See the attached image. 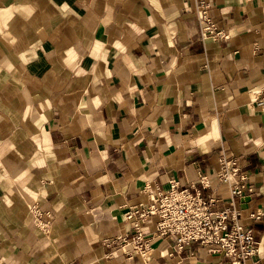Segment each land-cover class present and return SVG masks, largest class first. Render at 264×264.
Segmentation results:
<instances>
[{
  "label": "crops",
  "instance_id": "0c3cea01",
  "mask_svg": "<svg viewBox=\"0 0 264 264\" xmlns=\"http://www.w3.org/2000/svg\"><path fill=\"white\" fill-rule=\"evenodd\" d=\"M209 1L226 39L195 0H0V264H231L170 235L126 253V205L171 181L233 203L264 264V0ZM223 155L252 192L231 197Z\"/></svg>",
  "mask_w": 264,
  "mask_h": 264
},
{
  "label": "built area",
  "instance_id": "2783aa9c",
  "mask_svg": "<svg viewBox=\"0 0 264 264\" xmlns=\"http://www.w3.org/2000/svg\"><path fill=\"white\" fill-rule=\"evenodd\" d=\"M196 1V17L202 38L215 40L228 38L229 34L219 28L208 15L209 0ZM254 108L264 113V87L253 99ZM218 178L229 185L231 197H240L252 192L254 187L246 173H241V164L237 157L223 155L220 160ZM202 185L204 180L200 179ZM190 190L179 187L177 181H171L147 202L127 204L124 217L131 225L129 235L117 237L128 254L135 252L143 259L149 255L151 240L156 236H173L169 254L178 253L184 246L197 242L211 253L222 254L231 264H244L258 250V240L252 226L242 222L240 210L232 203L228 207L213 209L212 198L204 197L198 188ZM36 223L43 229V213L32 207ZM252 216H255L252 213ZM96 264V263H69Z\"/></svg>",
  "mask_w": 264,
  "mask_h": 264
}]
</instances>
